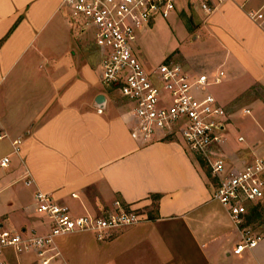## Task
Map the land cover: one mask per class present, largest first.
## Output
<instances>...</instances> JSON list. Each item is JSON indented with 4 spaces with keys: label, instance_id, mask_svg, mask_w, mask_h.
<instances>
[{
    "label": "crops",
    "instance_id": "obj_1",
    "mask_svg": "<svg viewBox=\"0 0 264 264\" xmlns=\"http://www.w3.org/2000/svg\"><path fill=\"white\" fill-rule=\"evenodd\" d=\"M187 8L195 10L201 26L188 31L176 25L182 40L169 33L172 46L157 54L161 61L173 54L193 77L225 67L240 78L223 95L212 92L215 85L206 88L228 114L223 141L212 152L223 156L228 168L240 169L264 154V102L254 94L264 90V29L247 16L264 11V0H226L208 16L180 4L172 20ZM158 20L165 19L147 25L135 46L146 68L151 40L165 32L153 31ZM190 35L218 46L222 62L195 66L178 48ZM223 73L220 83L229 79ZM250 107L260 118L254 115L243 129L236 120L251 115ZM134 126L129 103L100 81L91 29L74 21L62 0H0V132L5 134L0 159L9 158L0 166V229L46 233L49 219L35 211L39 190L74 216L103 214L118 201L141 217L103 240L90 232L57 237L56 264H264V230L254 248L233 252L240 233L213 198L214 182L202 170V159L178 139L134 138ZM15 139L20 140L16 152ZM25 175L32 179L29 186ZM262 205L264 195L247 203L248 224ZM6 257L10 264H39L33 253L8 249Z\"/></svg>",
    "mask_w": 264,
    "mask_h": 264
},
{
    "label": "built area",
    "instance_id": "obj_2",
    "mask_svg": "<svg viewBox=\"0 0 264 264\" xmlns=\"http://www.w3.org/2000/svg\"><path fill=\"white\" fill-rule=\"evenodd\" d=\"M226 0H62L74 21L90 28L100 55V81L116 90L130 105L135 120L131 130L134 138L143 142L180 140L184 148L200 157L214 182L213 198L227 211L240 233L234 249L240 254L252 249L262 238L247 223V203H256L264 195V154L244 164L242 168L227 167L223 156L212 152L223 141L222 131L228 120L225 109L206 91L221 82L224 73L209 76L189 75L181 64L165 58L153 68H146L135 53L137 39L143 29L156 18L167 19L180 4L193 6L210 15ZM248 18L264 29V11L247 13ZM99 113L102 109H97ZM244 113L249 114L245 109ZM5 134L0 132V139ZM242 140V137H239ZM20 140L12 141L13 151ZM9 158L0 159L6 167ZM24 184L32 179L25 175ZM35 211L50 222L46 233L37 234L0 229V264H10L9 249L16 255L33 253L39 264H56L59 252L55 239L74 232H90L98 240L110 231L141 221L137 211L116 201L113 210L100 215L84 213L74 216L66 205L57 203L51 195L34 193Z\"/></svg>",
    "mask_w": 264,
    "mask_h": 264
},
{
    "label": "rangeland",
    "instance_id": "obj_3",
    "mask_svg": "<svg viewBox=\"0 0 264 264\" xmlns=\"http://www.w3.org/2000/svg\"><path fill=\"white\" fill-rule=\"evenodd\" d=\"M188 7V6H187ZM194 9H185L183 11L177 12V18L173 21L172 16L168 17L166 20H158L155 22V27L153 28V31H158L161 36L156 37L155 41L151 40V43L153 44V52L152 55L149 53L144 54V57L146 60V66L150 68L155 67L157 64L161 62L160 56L157 54V52L161 51L162 48L160 47H171L172 42L169 40L168 34L177 36L180 41L182 38L181 35L178 34L177 30L175 29V26L177 25L179 30L182 29V24L188 31H194L198 27L201 26L202 20L198 17V15L194 12ZM174 19V18H173ZM168 32V33H166ZM184 43H182L181 47L179 48V51L182 55L189 58V60L193 61L195 66L197 67H204L208 64V62H216L221 63L222 60L221 56L223 55L221 49H219L218 46L214 45L212 41H205L203 39H193L190 35L189 37L184 36ZM162 45V46H161ZM169 57L170 59L175 60L176 58L173 56V54L166 56L165 58ZM164 58V59H165ZM163 59V60H164ZM177 61V59L175 60ZM178 62V61H177ZM225 68V67H224ZM222 69L225 72L226 76H229V79L227 81L223 80L222 83L211 86V90L213 93L223 95L224 92H227L228 90L234 89V87L237 85V83L240 81V78L238 76H234L232 71L228 68L227 71L225 69ZM226 78V77H225ZM228 78V77H227ZM257 93L258 98H260L264 102V90L263 89H255L254 94ZM251 115H238L237 122L240 121L241 127L244 129V127H249L251 124L250 119L254 115H257L260 118V112H258L257 108L250 107ZM254 122V121H253ZM241 128V129H242ZM239 130V129H238ZM202 170L205 174H207V168L202 166ZM249 224L252 227V229L255 232L263 231L264 230V205L260 207V209H257L256 213L251 214L249 216ZM11 256V253H9V257Z\"/></svg>",
    "mask_w": 264,
    "mask_h": 264
}]
</instances>
